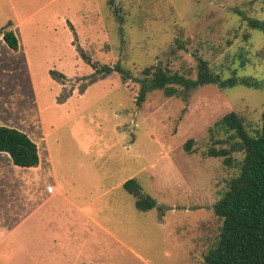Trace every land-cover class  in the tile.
<instances>
[{
    "label": "rangeland",
    "instance_id": "374dc122",
    "mask_svg": "<svg viewBox=\"0 0 264 264\" xmlns=\"http://www.w3.org/2000/svg\"><path fill=\"white\" fill-rule=\"evenodd\" d=\"M249 18L264 21V0H0V125L40 141L47 191L60 190L43 212L64 223L87 213V227L0 225V264H205L223 225L214 204L244 157L208 154L239 147L214 124L235 112L250 135L262 126L264 30ZM197 57L239 82L152 90L136 104L144 67L195 78ZM132 178L154 208L136 207Z\"/></svg>",
    "mask_w": 264,
    "mask_h": 264
},
{
    "label": "trees",
    "instance_id": "16d2710c",
    "mask_svg": "<svg viewBox=\"0 0 264 264\" xmlns=\"http://www.w3.org/2000/svg\"><path fill=\"white\" fill-rule=\"evenodd\" d=\"M248 24L252 28L264 30V21L249 18ZM2 37L10 49L19 50V40L12 30H4ZM87 60L91 63L89 57ZM92 65L97 68L98 73L109 74L112 71L108 65ZM114 68L120 72L124 81L130 79L129 73L119 64ZM196 70V76L192 78L161 64L144 67L143 77L135 79L139 84L136 104L141 105L146 94L152 90H161L166 96H173L178 93L179 87L191 90L202 85L216 84L226 88L239 82L234 77L221 78L202 57H197ZM251 81L252 79L242 78L240 83L250 85ZM214 126L234 131L240 140L236 143L239 147H211L208 154L223 157L227 165L231 164L232 150L242 152L244 157L239 174L229 181L227 190L214 204V211L222 218L223 225L218 243L207 253L204 262L264 264V110L262 126L256 135H250L246 131L242 118L235 112L225 115ZM185 148L189 150L188 144ZM0 152L8 154L13 164L19 167H36L40 162L37 144L27 133L9 126L0 125ZM123 186L136 196L135 204L138 209L149 210L156 206L151 196L141 192L134 178L127 180Z\"/></svg>",
    "mask_w": 264,
    "mask_h": 264
},
{
    "label": "crops",
    "instance_id": "0c3cea01",
    "mask_svg": "<svg viewBox=\"0 0 264 264\" xmlns=\"http://www.w3.org/2000/svg\"><path fill=\"white\" fill-rule=\"evenodd\" d=\"M15 34L19 40L18 34ZM33 140L37 143L38 153H40V141ZM41 140L44 141V137ZM39 158L40 162L36 167L17 165L12 167L9 161H0V220L2 221L0 225L3 227H87V213L81 207L79 212L83 213L85 218L67 216L68 220L72 219L70 223L60 221V217H54L53 215L56 214L53 212H43L44 207L50 204L60 190L58 188L53 193L47 191L52 183L40 154ZM53 176L57 179L55 175ZM13 185H16L18 190L13 191Z\"/></svg>",
    "mask_w": 264,
    "mask_h": 264
}]
</instances>
